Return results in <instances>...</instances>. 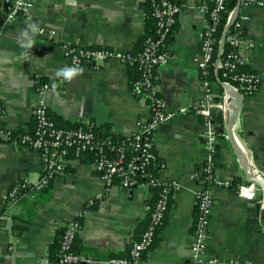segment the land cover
Returning a JSON list of instances; mask_svg holds the SVG:
<instances>
[{
	"label": "crops",
	"instance_id": "1",
	"mask_svg": "<svg viewBox=\"0 0 264 264\" xmlns=\"http://www.w3.org/2000/svg\"><path fill=\"white\" fill-rule=\"evenodd\" d=\"M11 1L0 0V125L12 130L32 129L40 86L45 88L50 114L66 125L108 124L111 134L123 137L136 129L138 120L149 118L148 102L131 92L138 72L128 63L87 64L71 82L55 75L58 69L69 67L66 44L135 50L145 29V0H27L32 4L31 16L9 19L7 3ZM178 1L183 9L165 44L168 59L157 70L158 90L171 109L194 106L208 88L214 98L226 100L220 75L209 84L199 66L201 40L209 25L201 8L208 0ZM240 14L248 16L242 30L246 39L256 44L250 67L261 73L262 82L256 94H239L242 105L234 130L241 155L227 137L226 123L219 137L215 169L219 183L209 184L214 207L207 257H218L220 264H228L232 258L264 264V208L259 201L264 187L248 177L264 181V7H242ZM30 24L55 34L38 31L33 47L24 49L18 40ZM25 52L27 55H22ZM216 118L220 119L218 111ZM206 138L202 118L195 114L180 115L157 128L155 151L177 189L156 243L141 264L193 262L200 188L196 174L203 172L209 157ZM42 175L41 157L35 150L0 142V264H54L48 258L49 246L63 224L76 219L82 223L80 252L88 256L79 264H98L110 256L129 253L143 231L139 225L149 219L153 190L107 186L90 158L80 159L55 177L49 199L36 205L34 219L26 229L14 228L22 221L2 216L13 186L23 179L36 183ZM250 182L255 183V197L238 196L236 188ZM26 200L23 197L13 203L11 211L20 213Z\"/></svg>",
	"mask_w": 264,
	"mask_h": 264
},
{
	"label": "built area",
	"instance_id": "2",
	"mask_svg": "<svg viewBox=\"0 0 264 264\" xmlns=\"http://www.w3.org/2000/svg\"><path fill=\"white\" fill-rule=\"evenodd\" d=\"M151 8V14L156 19L157 30L148 36L143 48L136 54L107 46H92L86 44H66L64 54L69 67L82 68L87 64L97 65L104 61H122L136 64L139 78L131 85V92L145 99L151 110L148 119L137 121L136 129L125 135L121 140L113 136H99L95 126L85 125L59 126L50 114L49 107L44 99L45 88H38L39 99L34 107L32 129L24 130L19 136H13L6 125H0V142L17 143L35 150L41 157L43 175L36 183L23 179L13 186L11 193L23 191L29 185L42 187L66 172L69 167L80 161L81 154L91 155L99 177L107 186L120 185L134 190L137 188L153 190L160 187L154 206L150 212L149 223L139 238L132 242L129 253L125 256H110L98 261V264H141L144 255L151 249L159 229L163 226L170 208V196L177 189L175 182L166 176L165 162L157 160L155 151V132L165 123L171 122L180 115L195 114L202 118L205 130L206 148L209 151L208 160L203 166V172L196 174L200 188L197 191V214L194 221V242L192 249L194 259L191 264H220L218 257H207L210 225L214 207L210 195L209 185H204V178L210 183L218 182L214 163L217 158V144L219 141L215 112L226 113L228 104L224 99H216L209 88L204 98L194 106H179L176 109L168 108L164 98L158 90L157 70L168 59L165 44L175 31L179 14L183 4L178 0H145ZM211 5L204 4L202 11L206 14L209 25L204 31L201 40L200 69L202 76L209 73L213 63L224 77L223 82L233 86L240 94H256L262 82V75L250 67L251 53L256 44L246 39L242 23L248 19L247 15L239 13L235 20L234 30H229L225 45L228 50L217 62L220 43H217L219 26L226 12L228 0H210ZM241 8L246 6L264 7V0H240ZM240 8V10H241ZM8 18L31 16L32 4L27 0H12L7 3ZM230 28V29H231ZM41 34H55L54 30L45 27L39 28ZM221 41V40H220ZM206 82V81H205ZM1 109V104H0ZM156 163V174L148 168ZM147 180H141V177ZM209 183V184H210ZM219 183V182H218ZM236 193L240 197L253 199L255 197V183L239 185ZM251 197V198H250ZM260 205L264 208V195L260 198ZM94 203L92 202L91 205ZM264 210V209H263ZM82 223L79 219L70 220L63 224L65 228L62 242L64 252L63 262L79 264L83 260L81 253L69 252ZM0 230H3V219L0 216ZM228 264H256L250 259L232 258Z\"/></svg>",
	"mask_w": 264,
	"mask_h": 264
},
{
	"label": "trees",
	"instance_id": "3",
	"mask_svg": "<svg viewBox=\"0 0 264 264\" xmlns=\"http://www.w3.org/2000/svg\"><path fill=\"white\" fill-rule=\"evenodd\" d=\"M207 4L211 5L212 3H211L210 0H208ZM236 4H237V0H228V2H227L226 12H225V15L223 17V20H222V22H221V24L219 26V30H218V33H217V43H220L222 32H223L224 26L226 24V21L228 19V16H229L230 12L235 8ZM234 28H235V26H233L230 29L231 32L234 30ZM156 30H157L156 19L152 16L151 8L149 7V5H147L145 29H144L143 34L140 37V40H139L135 50H133L132 53H134V54L138 53L143 48V45H144V42H145L146 38L148 36L154 35L156 33ZM228 48H229L228 44L224 46L223 55H225V53L227 52ZM128 64L131 66L130 68H135L137 70V72H138L136 78H134L132 80V84H133L139 78L140 73H139V70L136 67V64L130 63V62H128ZM219 75H220L221 80H223L224 77L222 76L221 72H219ZM203 79L206 82H208L209 84L216 80V64L215 63H213V65L210 67L209 73L207 75L203 76ZM156 82H158L157 79H156ZM51 116H52V118L56 121V123L59 126H71V125H66L67 123H63L62 121L56 119V117H53V115H51ZM95 129L97 130V133H98L99 136H113V138L115 140H121L122 138L125 137V136L122 137V136H119V135L111 134L108 124H104V125L95 127ZM22 132H23L22 129L11 130V134L13 136H19ZM223 132L218 130L219 137L223 135ZM218 153H219V144H217V156H218ZM90 157H91V155H89V154H81L80 155V159H82V160L88 159ZM157 160L161 161V159L158 156H157ZM155 164L156 163L151 164L148 167L153 174L157 173L156 172L157 168H156ZM217 166H218V162L215 161L214 168H213L214 169L213 173H214L215 169L217 168ZM140 179L141 180H147V178L143 177V176ZM52 182L53 181H51L50 183H48V184H46V185H44V186H42L40 188L35 187L34 184H31L27 188H25L23 191H21V193L20 192H17V193H14V194L11 193L9 195V200H8V203H7L6 207H5V210L3 211L2 216L4 217V216L9 215L14 220L15 219H19L20 221H22L23 224H14V228H18V229H21V230L26 229L27 225L30 224L33 221V219H34V211H35L36 205L38 203L42 202V201H46V200L49 199ZM209 183H210V181L208 179L204 178V185L206 187L209 185ZM160 190H161L160 187H154L153 188L155 197L153 198V200H151L152 207L154 206L155 200H156L157 196L159 195ZM172 195L170 196V204L172 203ZM23 197H26V199H27L26 203L23 204L24 206L22 207L21 212L15 214V212L11 211L10 207H11V205L13 203H15L17 201H20ZM148 223H149V219L146 220L145 222L141 223L139 225L140 229L142 228V230H144L147 227ZM164 224H165V222H164ZM64 232H65V228L62 227L57 232V235H56L54 241L49 246L48 258L54 264H68L66 262H63V260H62L63 256H64V252L62 251V242H63V238H64ZM155 243H153V246H154ZM69 252L81 253L80 252L78 235L75 238V240L73 242V245L71 246Z\"/></svg>",
	"mask_w": 264,
	"mask_h": 264
},
{
	"label": "water",
	"instance_id": "4",
	"mask_svg": "<svg viewBox=\"0 0 264 264\" xmlns=\"http://www.w3.org/2000/svg\"><path fill=\"white\" fill-rule=\"evenodd\" d=\"M240 8H241V2H240V0H237V4H236L235 8L230 12L228 19L226 21V24L224 26L223 32H222L218 56H217V62L219 61V59L222 56V51H223V48L225 46L227 34H228L231 26L234 24L235 20L239 16ZM216 74H217V76H219L218 67H216ZM223 85L226 88V102L228 104V110L226 113H223V111L219 110L218 111V117L220 116V119L216 118L213 122L217 125V129L219 131H222V132L225 130L224 123H226V125H227V129H226L227 137L232 142V144L234 145V148H236V150H238V153L241 155V152H239L237 142H236V135L237 134L234 130V126H235V123H236L237 118L239 116V111H240V108L242 105V102H241L240 97H239L240 92L237 91L233 86H231L229 84L224 83ZM248 177L251 180L257 182L258 184H260L261 186L264 187V181L260 180L259 178H257L254 175H250V176L248 175ZM87 260H88V256H83L82 262L87 261Z\"/></svg>",
	"mask_w": 264,
	"mask_h": 264
},
{
	"label": "clouds",
	"instance_id": "5",
	"mask_svg": "<svg viewBox=\"0 0 264 264\" xmlns=\"http://www.w3.org/2000/svg\"><path fill=\"white\" fill-rule=\"evenodd\" d=\"M38 31L39 30H38L37 25L30 24L28 26V29H26L22 33L23 38L18 40V43L20 44V46L24 49L32 48L34 45L33 37ZM30 32H31V35H30ZM22 55H27V52L22 53ZM82 72H83V69H80L78 67H64V68L58 69L55 75L57 77L63 78V80L65 81L71 82L74 77L82 74Z\"/></svg>",
	"mask_w": 264,
	"mask_h": 264
}]
</instances>
